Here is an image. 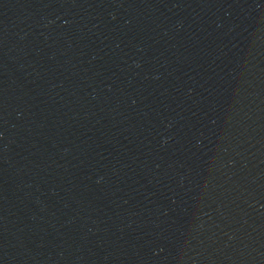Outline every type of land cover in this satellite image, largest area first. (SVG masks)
I'll return each mask as SVG.
<instances>
[{
    "label": "water",
    "instance_id": "1",
    "mask_svg": "<svg viewBox=\"0 0 264 264\" xmlns=\"http://www.w3.org/2000/svg\"><path fill=\"white\" fill-rule=\"evenodd\" d=\"M0 264H264V0H0Z\"/></svg>",
    "mask_w": 264,
    "mask_h": 264
}]
</instances>
